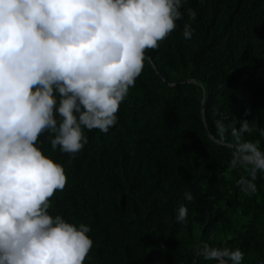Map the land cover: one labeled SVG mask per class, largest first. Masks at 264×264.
I'll use <instances>...</instances> for the list:
<instances>
[{
	"label": "trees",
	"instance_id": "trees-1",
	"mask_svg": "<svg viewBox=\"0 0 264 264\" xmlns=\"http://www.w3.org/2000/svg\"><path fill=\"white\" fill-rule=\"evenodd\" d=\"M181 12L177 28L146 51L108 133L85 129L88 143L74 155L53 150L47 133L39 138L68 177L50 214L92 229L85 264H216L198 255L205 243L264 264V173L256 193L241 192L237 181L250 170L231 166V136L215 128L218 119L254 118L245 139L264 150V0H185Z\"/></svg>",
	"mask_w": 264,
	"mask_h": 264
},
{
	"label": "clouds",
	"instance_id": "clouds-1",
	"mask_svg": "<svg viewBox=\"0 0 264 264\" xmlns=\"http://www.w3.org/2000/svg\"><path fill=\"white\" fill-rule=\"evenodd\" d=\"M184 3L0 0V264H85L92 229L50 214V198L68 177L39 138L47 133L53 150L74 155L88 143L85 129L108 133L143 71L146 51L177 28ZM183 29L191 39V24ZM253 121H215L222 140L231 136V166L250 170L237 181L245 195L256 193L257 174L264 173V150L245 139L257 130ZM258 131L264 137V127ZM183 195L194 199L190 191ZM187 216L181 205L176 221ZM196 250L216 264H243L245 255L206 243Z\"/></svg>",
	"mask_w": 264,
	"mask_h": 264
}]
</instances>
